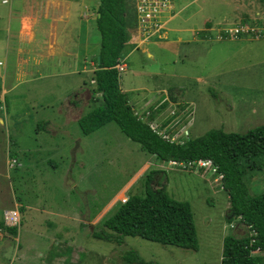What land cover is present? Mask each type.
Masks as SVG:
<instances>
[{
	"label": "rangeland",
	"instance_id": "1",
	"mask_svg": "<svg viewBox=\"0 0 264 264\" xmlns=\"http://www.w3.org/2000/svg\"><path fill=\"white\" fill-rule=\"evenodd\" d=\"M227 1L195 0L188 5L186 11L202 3L211 29L202 32V42L179 43L175 57H148L138 50L124 55L126 68L118 81L127 102L144 120L148 113L142 110L167 91L164 108L149 123L158 132H168L175 143L208 128L243 133L264 125V38L245 32L224 36L221 30L232 32L241 24L263 27L264 0ZM7 13L0 4V70L9 73L4 80L0 74V221L4 209L15 207L19 224L15 233L0 232V264H138L131 252L151 264H219L223 236L241 235L246 228L237 218L225 220L229 201L216 174L157 160L112 122L81 133L75 119L101 102L92 99L97 94H91L89 73L81 74L78 82L70 75L38 77L1 92L20 77L18 42L4 31ZM6 42L10 51L3 60ZM90 43L97 51L95 27ZM52 67L61 69L52 60L32 68L42 73ZM78 86L84 87L76 91ZM69 100H77L75 110L67 109ZM44 119L49 130L40 127ZM161 121L166 125L160 127ZM239 163L245 167L248 192L264 191V156L253 163L241 158ZM153 169L164 170L162 183L172 198L189 203L196 250L136 236H124L116 244L90 235L117 201L142 191V178Z\"/></svg>",
	"mask_w": 264,
	"mask_h": 264
},
{
	"label": "trees",
	"instance_id": "2",
	"mask_svg": "<svg viewBox=\"0 0 264 264\" xmlns=\"http://www.w3.org/2000/svg\"><path fill=\"white\" fill-rule=\"evenodd\" d=\"M95 24L99 33L98 61L95 58L91 94L101 102L81 114L76 123L83 134H88L106 123H114L120 132L136 142L139 148L154 155L157 160L191 161L210 159L217 172L222 174L221 186L228 196L229 206L225 220L237 218L245 227L241 235L223 236L219 264H264V191L250 194L244 182L245 167L239 160L254 162L264 156V125H258L243 133L208 128L181 143L162 138L150 126L155 113L164 108V101L147 105L146 119H140L125 94L120 90L114 65L125 50L130 36L136 32V19L132 0H98ZM207 28H211L209 25ZM247 33V32H245ZM249 32L254 39L264 38ZM98 96V97H97ZM172 101L173 97L170 98ZM161 119H159L160 121ZM187 121H182V124ZM49 123L44 119L40 127ZM165 122L159 123L160 127ZM47 131V130H46ZM12 158V157H11ZM259 167V165H257ZM164 170H149L142 178V191L128 193L125 200L117 201L112 213L100 219V226L92 230L93 238L120 244L122 237H140L161 245H174L196 250L197 236L193 215L187 201L176 200L166 191ZM0 227L15 233L16 227ZM138 264H151L138 259Z\"/></svg>",
	"mask_w": 264,
	"mask_h": 264
},
{
	"label": "crops",
	"instance_id": "3",
	"mask_svg": "<svg viewBox=\"0 0 264 264\" xmlns=\"http://www.w3.org/2000/svg\"><path fill=\"white\" fill-rule=\"evenodd\" d=\"M168 1L171 8L161 14L164 24L161 37L140 40L133 33L132 40L125 45L123 55L127 57L129 55L126 54L129 52L138 50L148 57L157 55L161 58L162 53L175 57L179 43L188 41L186 45H191L193 42L203 41L201 39L205 35L202 32L207 30V19L210 16L203 13L202 3L193 7V10L186 11L188 5L195 0ZM98 2V0H0V4L6 6L8 11L4 31L8 37L14 36L18 42L15 63L20 72V77L17 76L7 87H2L1 92L13 90L17 83L29 82L38 77L53 80L56 76L70 75L77 82L80 81L81 74L89 73L92 77L99 48V33L95 24ZM220 2L229 3L227 0ZM0 18L4 17L0 15ZM11 22L14 23L13 28ZM94 27L98 33L97 51L94 43H90V31L94 30ZM224 41L216 42L227 43ZM150 45L155 47L154 53H151ZM196 46L188 47L186 53L190 54L193 49L198 48V45ZM7 50L10 51L6 42L3 60H8ZM123 55L121 57H124ZM51 60L61 69L54 70L52 67L49 71L38 73V69L32 68L41 62ZM0 74L2 80L9 76L8 72L2 70ZM25 76L30 78L24 79ZM197 78L201 80V77ZM82 83L84 84V81ZM83 87L78 86L76 91ZM120 90L122 91L121 88ZM76 101L69 100L70 107L67 109L75 110ZM46 129L49 130L48 127Z\"/></svg>",
	"mask_w": 264,
	"mask_h": 264
},
{
	"label": "built area",
	"instance_id": "4",
	"mask_svg": "<svg viewBox=\"0 0 264 264\" xmlns=\"http://www.w3.org/2000/svg\"><path fill=\"white\" fill-rule=\"evenodd\" d=\"M133 3V11L136 19V34L139 39L147 40L154 36L160 37L161 30L163 29V22L161 14L164 11H167L171 8V3L168 0H132ZM224 36H235L242 32H256L255 36H259L261 30H264V26L255 29L253 27L247 26L245 24H241L239 27L234 28L232 32L230 29L221 28ZM222 37V36H221ZM115 69L119 73L120 71L124 70L125 65L123 61H119L115 64ZM147 113V112H146ZM151 124V123H149ZM151 126V125H150ZM155 126V125H154ZM152 128V127H151ZM158 135L162 138L168 139L171 141L168 132L157 131L154 127L152 128ZM13 161V159H12ZM170 166L175 164L181 165L182 168L189 167L195 169H201L203 171H209L210 173H215L217 179L221 180V173H217L215 166L213 165L210 159H196V160H189V161H168ZM221 186V185H220ZM125 200V199H123ZM120 199V201H123ZM1 220L4 226L6 227H18L19 224V212L14 208L4 209L1 214ZM3 230L0 229V232Z\"/></svg>",
	"mask_w": 264,
	"mask_h": 264
},
{
	"label": "clouds",
	"instance_id": "5",
	"mask_svg": "<svg viewBox=\"0 0 264 264\" xmlns=\"http://www.w3.org/2000/svg\"><path fill=\"white\" fill-rule=\"evenodd\" d=\"M207 29H211V28H207ZM161 35H162V30H161ZM135 35H137L136 34V32H135ZM154 37H157V36H154ZM154 37H152V38H154ZM161 37V36H160ZM220 38H216V39H219V40H221V39H224V38H222L221 36H219ZM152 38H150V39H152ZM226 38V37H225ZM137 39H139L138 37H137ZM141 40V39H140ZM147 40H149V39H147ZM128 41H129V39H128ZM127 41V42H128ZM124 56V55H123ZM98 57V56H97ZM96 60H97V58H96ZM123 61V63H125V61H124V57H119L118 58V61L116 62V63H118L119 61ZM125 65V64H124ZM115 66V65H114ZM115 68V67H114ZM123 71V70H122ZM117 74L119 75V73L117 72ZM90 83L92 84V86H93V77H90V79H89V82H88V84L90 85ZM166 97H167V91H164V95H163V98H161L160 100H158V102L159 103H161V102H163V101H165L166 100ZM170 141V140H169ZM173 142V141H172ZM175 143V142H174ZM169 161V160H168ZM217 173H220V172H217ZM222 175V174H221ZM222 178V177H221ZM221 181V180H220ZM220 185H221V183H220ZM221 189H223L222 188V186H221ZM2 225H3V223H2ZM4 226V225H3ZM232 226V225H231ZM230 226V227H231ZM6 227V226H5ZM1 228V227H0ZM17 228V227H16ZM2 229V228H1ZM3 230V229H2ZM3 231H5V230H3ZM5 232H7V231H5Z\"/></svg>",
	"mask_w": 264,
	"mask_h": 264
},
{
	"label": "water",
	"instance_id": "6",
	"mask_svg": "<svg viewBox=\"0 0 264 264\" xmlns=\"http://www.w3.org/2000/svg\"><path fill=\"white\" fill-rule=\"evenodd\" d=\"M97 61H98V57H97Z\"/></svg>",
	"mask_w": 264,
	"mask_h": 264
}]
</instances>
